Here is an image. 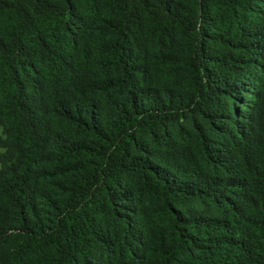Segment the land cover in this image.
<instances>
[{
  "label": "trees",
  "instance_id": "16d2710c",
  "mask_svg": "<svg viewBox=\"0 0 264 264\" xmlns=\"http://www.w3.org/2000/svg\"><path fill=\"white\" fill-rule=\"evenodd\" d=\"M0 264H264V0H0Z\"/></svg>",
  "mask_w": 264,
  "mask_h": 264
},
{
  "label": "rangeland",
  "instance_id": "374dc122",
  "mask_svg": "<svg viewBox=\"0 0 264 264\" xmlns=\"http://www.w3.org/2000/svg\"><path fill=\"white\" fill-rule=\"evenodd\" d=\"M2 149L0 148V153H1Z\"/></svg>",
  "mask_w": 264,
  "mask_h": 264
}]
</instances>
